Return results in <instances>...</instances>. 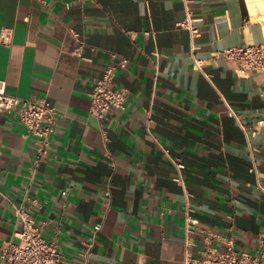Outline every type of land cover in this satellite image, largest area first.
Listing matches in <instances>:
<instances>
[{
	"label": "crops",
	"instance_id": "0c3cea01",
	"mask_svg": "<svg viewBox=\"0 0 264 264\" xmlns=\"http://www.w3.org/2000/svg\"><path fill=\"white\" fill-rule=\"evenodd\" d=\"M71 2L0 0V32L12 30L0 44L6 93L57 113L34 169L33 138L15 113L0 114V255L18 229L5 197L30 207L65 264L85 241L90 264H183L187 250L200 257L207 233L219 251L232 240L235 252L254 254L264 229V73L238 77L220 57L264 44L246 0ZM187 16L192 40L179 27ZM121 60L112 87L126 91L124 109L101 124L90 115L92 87Z\"/></svg>",
	"mask_w": 264,
	"mask_h": 264
},
{
	"label": "built area",
	"instance_id": "2783aa9c",
	"mask_svg": "<svg viewBox=\"0 0 264 264\" xmlns=\"http://www.w3.org/2000/svg\"><path fill=\"white\" fill-rule=\"evenodd\" d=\"M86 0H72V2L82 3ZM71 2V3H72ZM180 28L189 32L192 40L198 34V30L192 26V20L187 16L180 23ZM71 36L76 42L73 50L75 56L80 57L83 43L78 38V34L71 31ZM12 40V30L3 29L0 32V44L9 46ZM194 49L191 47V63L201 71L202 63L194 58ZM220 57L234 65V72L238 77L246 78L253 72L264 73V44H250L242 47L229 48L224 50ZM125 67V61L121 60L115 65L106 67L102 75L94 81L91 100L90 115L101 124L107 118L111 109L123 110L126 102V91L116 90L112 87L115 72ZM15 113L18 121L26 131V136L33 138V168L39 162L44 160L48 154L52 135L55 130L57 113L54 107L46 100L24 101L11 97L6 93V83L0 80V114ZM261 122L260 124H263ZM102 136L105 142L108 141L106 132L102 130ZM167 153V151H165ZM178 170L182 165H176ZM257 166L253 164L251 172H256ZM264 193V188L260 187ZM14 216L17 221L18 229L13 237L15 241L6 243L5 249L0 255V264H65L55 238L45 239L42 236V230L35 224L31 214L30 207L21 204L16 205L8 198ZM33 206L35 200H31ZM195 222L187 220L185 224L186 245L191 246L187 235L194 229ZM100 230L97 225L92 231V239ZM215 234L207 233L203 239V245L199 250V258H193L190 250L185 253L183 264H264V229H262L256 238L254 254L246 252L237 253L233 249V241L226 242V249L219 251L213 244L212 239ZM92 241H85L77 251V261L74 264H90L88 256L92 248Z\"/></svg>",
	"mask_w": 264,
	"mask_h": 264
},
{
	"label": "bare ground",
	"instance_id": "6f19581e",
	"mask_svg": "<svg viewBox=\"0 0 264 264\" xmlns=\"http://www.w3.org/2000/svg\"><path fill=\"white\" fill-rule=\"evenodd\" d=\"M246 3L248 5V9L250 14L254 17L257 18L259 21H262L263 18L259 15L258 9H256V6L254 4V0H246ZM258 8V7H257ZM263 22V21H262ZM264 23V22H263Z\"/></svg>",
	"mask_w": 264,
	"mask_h": 264
},
{
	"label": "rangeland",
	"instance_id": "374dc122",
	"mask_svg": "<svg viewBox=\"0 0 264 264\" xmlns=\"http://www.w3.org/2000/svg\"><path fill=\"white\" fill-rule=\"evenodd\" d=\"M254 4L256 6V9H258L259 15L261 16V18H263V22H264V0H254ZM258 7V8H257ZM257 19V18H256ZM258 20V19H257ZM260 21L263 26L264 23Z\"/></svg>",
	"mask_w": 264,
	"mask_h": 264
}]
</instances>
